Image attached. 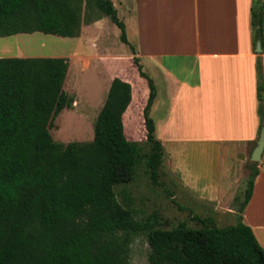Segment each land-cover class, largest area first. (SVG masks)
<instances>
[{"label": "trees", "instance_id": "16d2710c", "mask_svg": "<svg viewBox=\"0 0 264 264\" xmlns=\"http://www.w3.org/2000/svg\"><path fill=\"white\" fill-rule=\"evenodd\" d=\"M95 9L120 30L125 26L110 0H0V38L43 33L63 38L80 34L82 8ZM262 0H253L254 42L263 44ZM133 60L150 93L144 109L146 141L130 142L122 116L131 86L114 78L90 142L56 143L53 121L73 100L64 91L66 58H0V264H131L130 244L142 236L149 264H264V249L252 229L239 222L218 228L198 219L200 228L181 223L163 229L157 217L137 218L121 204L116 188L131 184L143 163L159 183L163 147L149 110L152 81ZM257 113L264 124V81L257 58ZM145 147L148 151L145 152ZM258 163H252L239 213L250 199Z\"/></svg>", "mask_w": 264, "mask_h": 264}, {"label": "crops", "instance_id": "0c3cea01", "mask_svg": "<svg viewBox=\"0 0 264 264\" xmlns=\"http://www.w3.org/2000/svg\"><path fill=\"white\" fill-rule=\"evenodd\" d=\"M110 1L125 30L131 31V38L126 35L129 45L120 40L123 46H116L122 49H109V17L81 25L85 51L99 44L107 54L89 71L95 80L88 82L90 98L97 93L98 114L112 80L128 83L131 100L122 116L124 135L130 142L145 143L143 112L150 89L147 79L138 73L133 47L142 72L154 86L149 117L163 147V160L168 161L171 184L187 193L200 190L217 194L220 186L216 178L210 184V173L194 160H203L207 151L220 156L222 148L228 146L237 160L231 165L234 191L239 185V169L242 174L247 162H252L261 128L256 63L259 57L264 81V48L256 51L260 41L254 42L253 0ZM194 166L199 169L194 170ZM257 169L250 199L240 214L256 238L260 232L259 244L264 249V149ZM205 198L201 200L207 201ZM213 202L217 204L216 196Z\"/></svg>", "mask_w": 264, "mask_h": 264}, {"label": "rangeland", "instance_id": "374dc122", "mask_svg": "<svg viewBox=\"0 0 264 264\" xmlns=\"http://www.w3.org/2000/svg\"><path fill=\"white\" fill-rule=\"evenodd\" d=\"M113 1L121 2V0ZM98 15L95 9H86L83 6L82 26L88 25L86 20L93 21ZM108 23L109 31L106 34L109 49L119 50L120 46L117 48L116 43L122 45L120 30L111 22ZM125 33L131 38V31L125 30ZM130 43L132 44L131 39ZM86 46L85 35L81 29L79 36L75 38H63L39 32L0 38V58H66L68 60L69 69L64 81V91L73 103L70 108L66 109L67 111L60 113L53 121L50 134L56 143L90 142L94 137L99 102L94 101L97 93L93 95V99L90 98L88 82L91 84L95 80L90 77L89 71L97 66V62L100 65L104 61L101 57L107 54L99 44L91 47L89 52L85 51ZM97 86L99 90V84ZM147 151L148 148L145 147V152ZM217 154L216 151L214 153L207 151L203 160H194V163L203 164V167H200L201 170L210 173V184V180L213 181L216 178L220 186L217 194L200 190L187 193L180 190L178 186H173L168 175V161L165 158L159 170L161 185L151 182L144 164L140 163L134 181L129 185L116 188L118 200L123 205L130 203V208L135 211L139 219L155 215L163 229H172L181 223L188 228H200L202 225L198 219L203 218L213 219L218 228L234 226L241 216L239 210L245 197L250 169L254 162L248 161L242 174L239 169V185L232 191L230 182H232L231 165L236 160L234 152L228 149V146H224L220 156ZM192 168L199 169L197 166ZM213 196H216V205L213 202ZM204 198L207 201L201 200ZM257 237L258 242H261L260 232H257ZM149 251L146 239L142 236L135 237L130 244L131 264H149Z\"/></svg>", "mask_w": 264, "mask_h": 264}, {"label": "water", "instance_id": "95a60500", "mask_svg": "<svg viewBox=\"0 0 264 264\" xmlns=\"http://www.w3.org/2000/svg\"><path fill=\"white\" fill-rule=\"evenodd\" d=\"M256 51L259 53L261 51L260 42L256 44ZM264 149V124L260 128L259 137L256 142V146L251 154V161L258 163L261 161L262 152Z\"/></svg>", "mask_w": 264, "mask_h": 264}]
</instances>
